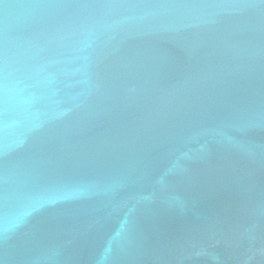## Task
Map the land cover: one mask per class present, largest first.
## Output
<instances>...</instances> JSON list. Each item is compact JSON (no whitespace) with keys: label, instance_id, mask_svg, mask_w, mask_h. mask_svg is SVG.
<instances>
[{"label":"water","instance_id":"obj_1","mask_svg":"<svg viewBox=\"0 0 264 264\" xmlns=\"http://www.w3.org/2000/svg\"><path fill=\"white\" fill-rule=\"evenodd\" d=\"M0 264H264V0H0Z\"/></svg>","mask_w":264,"mask_h":264}]
</instances>
